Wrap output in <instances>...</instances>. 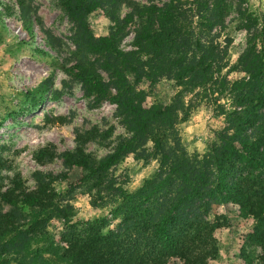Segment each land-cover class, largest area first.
<instances>
[{"label":"trees","instance_id":"obj_1","mask_svg":"<svg viewBox=\"0 0 264 264\" xmlns=\"http://www.w3.org/2000/svg\"><path fill=\"white\" fill-rule=\"evenodd\" d=\"M60 1L76 25L77 62L69 72L81 81L86 96L118 106L132 136L96 161L83 147L97 138V131L79 135V147L63 155L67 172L59 178L72 191L85 188L82 194L97 206L108 171L120 162L155 159L162 172L137 194L124 195L119 209L123 227L110 234L103 233V223H95L52 235L54 221L73 216L54 188L57 179L39 175L34 191H26L19 179L13 188L0 186V205L10 207L0 212V264H210L219 257L218 235L230 228L232 213L253 221L245 241L261 250L256 259L242 248L245 264H264V46L248 37L236 62L229 63L213 33L226 27L227 0H170L162 7L130 0ZM122 5L143 20L136 50L129 53L119 49L116 34L98 35L91 24L92 18ZM17 7L34 38L27 0H0V21ZM257 25L245 26L247 33ZM91 57L102 59L100 69L110 74L111 83ZM164 80L200 89L219 84L233 93L238 108L226 115L208 154L189 153L184 144L183 127L202 104L186 103L181 93L171 104L156 102L157 86ZM47 121L65 123L51 116ZM55 156L45 149L37 160ZM4 168L0 158V171Z\"/></svg>","mask_w":264,"mask_h":264},{"label":"rangeland","instance_id":"obj_2","mask_svg":"<svg viewBox=\"0 0 264 264\" xmlns=\"http://www.w3.org/2000/svg\"><path fill=\"white\" fill-rule=\"evenodd\" d=\"M27 1L32 8L34 38L24 28L18 7L14 15L4 16V21H0V158L5 162V168L0 171V186L3 190L13 188V181L19 179L26 191H34L39 175L47 180L57 179L54 188L61 202L72 207L73 216L54 221L50 227L53 236L59 237L72 227L83 231L95 223L104 224V234L117 233L124 222V215L119 211L124 195H135L147 181L157 179L162 166L155 159L147 162L127 159L115 165L108 171V185L97 206L82 194L85 188L72 191L69 184L59 178L67 172L63 155L79 147V135L97 131V138L83 148L92 159L100 161L132 134L123 125L117 105L108 101L99 103L95 97L86 96L81 81L69 72L77 62L73 43L76 25L63 10L61 1ZM130 1L141 7H162L170 0ZM226 3L229 11L226 27L213 33L232 64L248 37L264 46V0H227ZM254 21L258 25L248 34L245 26L250 27ZM91 24L98 35L116 34L119 49L129 53L136 50L135 40L143 20L134 9L122 5L116 12H102L92 18ZM227 38L232 39L231 44ZM91 59H97L99 72L111 83L110 74L100 69L102 59ZM194 85L179 87L173 81L164 80L157 86L155 100L171 104L181 93L186 103L202 104L183 127V133L188 152L205 155L224 129L226 115L238 107L229 87L222 90L219 84H210L200 89L193 88ZM47 116L64 118L65 123L49 124ZM45 149L56 156L40 163L38 155ZM9 210L10 207L0 205V212ZM229 216L230 228L218 235L219 257L210 264H245L240 254L244 247L256 259L261 255L259 247L245 241L253 221L243 220L235 213Z\"/></svg>","mask_w":264,"mask_h":264}]
</instances>
